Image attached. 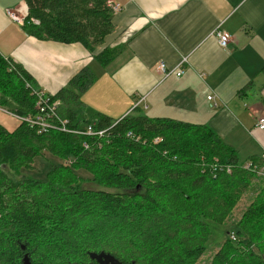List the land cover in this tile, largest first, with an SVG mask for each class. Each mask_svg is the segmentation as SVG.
Listing matches in <instances>:
<instances>
[{"label": "trees", "instance_id": "obj_1", "mask_svg": "<svg viewBox=\"0 0 264 264\" xmlns=\"http://www.w3.org/2000/svg\"><path fill=\"white\" fill-rule=\"evenodd\" d=\"M23 1L28 10L23 29L40 41L79 44L93 51L113 29L110 0ZM105 55L103 51L98 60ZM0 73L11 79L17 90L0 106L19 117L34 116L36 98L31 94V77L1 56ZM93 82L94 76L84 69L67 88L48 95L51 102H59L58 114L68 120L71 129L80 127L83 105L79 95ZM93 121L96 129L106 133L103 138L54 131L39 134L25 123L9 133L0 126V264H24L25 255L29 264H36L35 254L43 259L41 264H49V251L64 264H96L88 254L100 252L122 264H180L187 257L201 255L202 243L211 235V224L223 223L251 180L259 178L264 169L258 159L239 163L230 147L204 125L151 119L138 107L114 126L104 116ZM52 135L65 136L64 154L80 168L92 169L93 182L115 193L76 192L72 182L66 186L53 185L48 179L13 182L7 178L5 163L34 160L44 149L49 152L42 138ZM58 170V179L70 177L69 169ZM44 183L49 184L50 194L29 193L27 188ZM257 191L258 205L250 207L238 224L245 228L244 239L235 232L226 234L228 253L241 255L237 247L253 245L264 254V187ZM65 198L76 200V208L70 209ZM60 206L66 207L63 217H56L50 229L43 227L52 213L58 214ZM93 210L95 217L91 218ZM258 223H262L261 228L253 232ZM17 230L21 235L33 230L37 237L22 235L19 237L28 241L16 240ZM42 246L44 254L38 252ZM81 250L83 258L77 261L74 255ZM263 256L248 255L246 259L250 264H264Z\"/></svg>", "mask_w": 264, "mask_h": 264}, {"label": "crops", "instance_id": "obj_2", "mask_svg": "<svg viewBox=\"0 0 264 264\" xmlns=\"http://www.w3.org/2000/svg\"><path fill=\"white\" fill-rule=\"evenodd\" d=\"M110 1L120 7L112 32L88 51L31 37L7 14L27 17L24 1L0 0V56L49 96L87 69L94 82L79 95V128L96 116L119 121L138 102L148 118L204 125L239 163L264 167V131L256 129L264 118V0ZM218 32L229 36L225 49ZM0 126L10 132L17 123L0 116Z\"/></svg>", "mask_w": 264, "mask_h": 264}, {"label": "rangeland", "instance_id": "obj_3", "mask_svg": "<svg viewBox=\"0 0 264 264\" xmlns=\"http://www.w3.org/2000/svg\"><path fill=\"white\" fill-rule=\"evenodd\" d=\"M3 78L6 79L5 82L1 81ZM27 87L29 86H26V88ZM16 91L17 90L14 82L11 81V79L7 80V78L0 73V105L3 106L4 98H8V97L10 98L11 93L12 92L15 93ZM55 103H57V109H58L59 102L56 101ZM1 108L5 109L4 107ZM0 116L14 120L17 123V126L13 130H10L9 133L15 131L17 128L21 126V124L24 123L18 119L11 117L8 114H2ZM115 122L117 123L118 121H113V123ZM64 135H69V134L64 133ZM42 139L44 146H46L47 149H49V152L48 150L44 149L39 154L41 156H39L38 158L35 157L34 160L26 159L27 161H24L23 158H21L14 164L5 163L6 166L3 167V171L8 179L12 180L13 182H21V181L25 182L29 178L38 179L39 181L48 179V181L50 180L53 185H58L61 183L66 186H67L66 183L72 182L73 183L72 188L73 190H76V192H78L79 190L82 192L90 191V192L115 193L114 189L103 188L100 187L95 181L93 182L95 176L93 174L94 171L92 169H89L88 167H85L86 170L80 168V166L74 163L75 160L72 159V157H68L66 153L64 154L62 147L63 145L65 147L66 144L64 142L66 140L65 136L52 135L51 137L42 138ZM59 167L67 168L70 170V177L69 178L65 177L67 178L66 181H63V179L62 180L58 179L60 177V174L58 172ZM48 172H51V174H48ZM73 177L75 178L74 182H73ZM258 177L259 178H255L251 180V183L249 184L250 186L245 188L243 194H241V196L238 198L235 207L231 210V214L223 221V223H221L220 225L211 224V235L210 237H208L209 236L208 235L206 240L202 243V246L204 248L202 250L201 255L200 256L197 255L195 256V258L187 257L183 259L182 263L180 264H244V262L245 264H250L251 263L250 260L246 259L248 255H250L251 257L253 256L259 257L264 255L263 252H259L257 248L254 247L253 245L250 246L244 245L242 246L243 248L237 247L241 255L228 253L225 244L226 234L228 232L238 233L240 237L244 239L243 229L245 230V228H242L238 224L244 217V214L250 209V207L256 206L259 203L258 201L260 197L258 196L257 188L260 186L264 187V176L259 175ZM47 185L49 184L44 183L42 185L37 186L36 188L30 187L27 189L31 194L35 193L39 195V192L50 194L49 187L47 188ZM24 187L25 186H22L20 189H24ZM2 197L4 198V200H6L5 198L7 197V195L2 193ZM64 201H66V204L70 209L76 208V200L70 199V201H67L65 198ZM50 207H51V211L54 212V209H56L54 208V205L51 204ZM57 209H58V214L52 213V217L49 220V222H44L42 224L43 227L50 229L53 223H56L55 222L56 217H63V214L66 212V207L60 206L57 207ZM90 213H92L91 218H94L95 211L93 210ZM112 216L113 214L108 215V219H110ZM257 219L259 220L258 217ZM114 223H115L114 221L110 222L111 225H113ZM261 226L262 223H258L257 225H254L253 232H257L258 229L261 228ZM32 231L33 230L26 231V234H22V235L24 236L27 235L29 238L32 239L33 237H37ZM10 233H13V231L10 230ZM17 233H18V238L13 237L14 239L20 241H28L27 239L19 237L22 236L19 230H17ZM1 236H3V234L1 233L0 230V237ZM39 237L41 238V235H39ZM40 241H42V239H40ZM40 249L41 251L38 250V252L44 254L45 253L44 247L42 246L40 247ZM82 252L83 250H81L79 253L74 255L77 258H79L77 261L83 258V256H81ZM14 253H16V251ZM70 255L73 256L72 254ZM33 259L36 264H41L43 260L42 258H39L37 254L33 256ZM58 259L59 257L54 252L49 251V264H64L63 262L61 263L58 262L57 261ZM262 259L264 261V256L262 257Z\"/></svg>", "mask_w": 264, "mask_h": 264}, {"label": "built area", "instance_id": "obj_4", "mask_svg": "<svg viewBox=\"0 0 264 264\" xmlns=\"http://www.w3.org/2000/svg\"><path fill=\"white\" fill-rule=\"evenodd\" d=\"M109 5L111 7V10L113 14L119 12L120 7L118 4L114 3L113 1H109ZM9 17L13 22H15L17 25L23 27L25 24V18L26 17H19L16 16L12 12H7ZM32 24H37L36 21L30 20ZM217 41L219 47L222 49H225L229 43V36L226 35L223 32L216 33ZM159 69L161 71H164L163 65L159 66ZM182 74V71L179 70L175 75L176 77H180ZM31 94L34 95L36 98L35 102V111L36 114L31 117H19L15 114H12L8 112L7 110L0 107V115L2 114H8L11 117L18 119L25 124H27L30 128L36 129L37 133H48L49 131L59 132L62 134H69V135H75V136H91V137H97V138H103L106 133H104L103 130L96 129V124H89L85 128H78V129H71L67 126L68 120L63 119L58 114L57 109V103L51 102L49 96L45 95L42 91H31ZM208 100H213L212 97H208ZM138 103H136L132 110L137 108ZM115 123H112L111 126H114ZM256 129L260 131H264V118H259L256 121ZM127 136L131 137V133H127ZM158 142L157 140L154 141V143ZM86 148V146H85ZM264 158V155L262 156ZM259 175L264 176V169H262L259 173Z\"/></svg>", "mask_w": 264, "mask_h": 264}, {"label": "water", "instance_id": "obj_5", "mask_svg": "<svg viewBox=\"0 0 264 264\" xmlns=\"http://www.w3.org/2000/svg\"><path fill=\"white\" fill-rule=\"evenodd\" d=\"M24 248L22 247V250ZM90 260L94 261L96 264H122L118 260H116L114 257H112L109 254H106L104 252L100 253H89L88 254ZM24 264H29L28 258L25 256L23 259ZM133 264V263H131Z\"/></svg>", "mask_w": 264, "mask_h": 264}]
</instances>
